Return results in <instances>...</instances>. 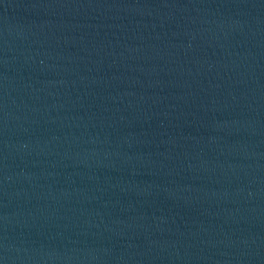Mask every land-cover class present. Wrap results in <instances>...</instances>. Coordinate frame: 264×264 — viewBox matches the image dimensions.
I'll use <instances>...</instances> for the list:
<instances>
[{
    "label": "water",
    "instance_id": "1",
    "mask_svg": "<svg viewBox=\"0 0 264 264\" xmlns=\"http://www.w3.org/2000/svg\"><path fill=\"white\" fill-rule=\"evenodd\" d=\"M0 264H264V0H0Z\"/></svg>",
    "mask_w": 264,
    "mask_h": 264
}]
</instances>
